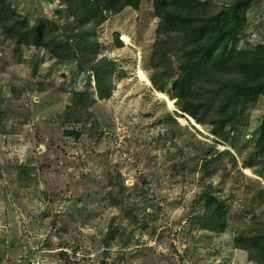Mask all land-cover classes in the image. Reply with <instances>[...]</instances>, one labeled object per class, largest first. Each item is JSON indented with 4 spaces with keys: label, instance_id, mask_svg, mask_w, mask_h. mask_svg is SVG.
<instances>
[{
    "label": "rangeland",
    "instance_id": "1",
    "mask_svg": "<svg viewBox=\"0 0 264 264\" xmlns=\"http://www.w3.org/2000/svg\"><path fill=\"white\" fill-rule=\"evenodd\" d=\"M6 2L32 27L56 25L66 45L57 58L17 46L0 27V264H257L244 242L264 236V98L216 137L181 110L174 79L151 80L153 0L96 28L82 68L72 50L81 54L85 29L67 5ZM247 16L237 50L264 44V0ZM103 58L117 65L107 100L86 71ZM84 91L90 113L69 124L67 108ZM207 194L225 202L222 233L199 223ZM111 225L117 236L107 240Z\"/></svg>",
    "mask_w": 264,
    "mask_h": 264
},
{
    "label": "trees",
    "instance_id": "2",
    "mask_svg": "<svg viewBox=\"0 0 264 264\" xmlns=\"http://www.w3.org/2000/svg\"><path fill=\"white\" fill-rule=\"evenodd\" d=\"M70 8L85 45L81 54L72 50L73 58L83 65L86 53H93L96 44L89 41L96 28L112 15L126 8L139 10L142 0H60ZM217 8L199 0H153L155 16L160 20L158 38L152 57L153 84L160 80H173L172 90L181 110L200 124L212 127L213 135L221 136L227 127L238 123L240 109L264 98V44L253 49L237 50L233 43L248 25V12L257 0H227ZM19 20H16V19ZM48 25V24H47ZM0 27L7 39L19 47L43 48L57 58L64 57L61 50L66 43L58 41V27H32L0 0ZM85 27V28H84ZM87 63V62H85ZM92 63V62H91ZM117 65L112 60L95 59L86 71L94 76L96 94L100 100L112 95L113 77ZM161 90V88H159ZM92 102L88 91L76 92L73 103L67 108L69 124H81L87 118ZM172 107V103L170 102ZM78 138L75 130L65 133ZM264 152V119L256 144ZM204 214L200 220L203 228L222 233L227 228L225 202L207 194ZM117 229L111 225L107 240H114ZM242 243V242H241ZM246 248L254 254L257 264H264V236L245 240Z\"/></svg>",
    "mask_w": 264,
    "mask_h": 264
},
{
    "label": "bare ground",
    "instance_id": "3",
    "mask_svg": "<svg viewBox=\"0 0 264 264\" xmlns=\"http://www.w3.org/2000/svg\"><path fill=\"white\" fill-rule=\"evenodd\" d=\"M188 118L191 120V117L190 116H188ZM192 122H193V119H192Z\"/></svg>",
    "mask_w": 264,
    "mask_h": 264
}]
</instances>
